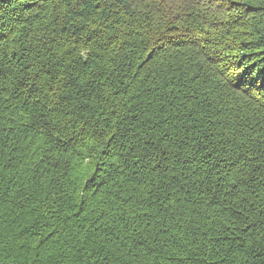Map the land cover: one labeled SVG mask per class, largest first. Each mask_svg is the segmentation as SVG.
I'll use <instances>...</instances> for the list:
<instances>
[{
	"label": "trees",
	"instance_id": "trees-1",
	"mask_svg": "<svg viewBox=\"0 0 264 264\" xmlns=\"http://www.w3.org/2000/svg\"><path fill=\"white\" fill-rule=\"evenodd\" d=\"M0 264H264V0H0Z\"/></svg>",
	"mask_w": 264,
	"mask_h": 264
}]
</instances>
